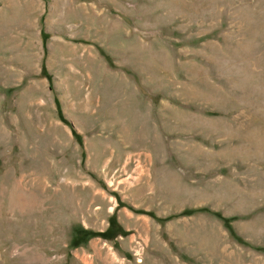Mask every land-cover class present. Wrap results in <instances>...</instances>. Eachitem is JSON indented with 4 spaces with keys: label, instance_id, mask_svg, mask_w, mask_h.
<instances>
[{
    "label": "rangeland",
    "instance_id": "rangeland-1",
    "mask_svg": "<svg viewBox=\"0 0 264 264\" xmlns=\"http://www.w3.org/2000/svg\"><path fill=\"white\" fill-rule=\"evenodd\" d=\"M0 264H264V0H0Z\"/></svg>",
    "mask_w": 264,
    "mask_h": 264
}]
</instances>
